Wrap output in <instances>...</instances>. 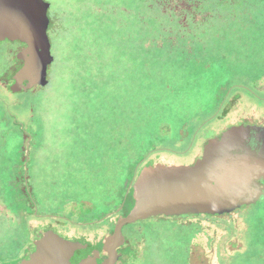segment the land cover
<instances>
[{"label": "rangeland", "instance_id": "rangeland-1", "mask_svg": "<svg viewBox=\"0 0 264 264\" xmlns=\"http://www.w3.org/2000/svg\"><path fill=\"white\" fill-rule=\"evenodd\" d=\"M45 1L47 82L13 91L5 70L29 53L0 59V264H31L50 233L126 248L129 264H264V200L59 223L128 212L144 167L182 174L232 126H264V0Z\"/></svg>", "mask_w": 264, "mask_h": 264}, {"label": "water", "instance_id": "water-1", "mask_svg": "<svg viewBox=\"0 0 264 264\" xmlns=\"http://www.w3.org/2000/svg\"><path fill=\"white\" fill-rule=\"evenodd\" d=\"M49 8L45 0H0V40H19L30 50L14 73L13 91L48 80L53 61ZM261 131L262 127L252 124L232 126L210 139L202 157L182 174H153L144 169L134 184V206L120 223L156 215H223L255 202L264 194V163L250 141L261 140ZM108 246L105 251L112 254L114 245ZM83 247L80 242L50 233L35 246L31 264H71L70 256Z\"/></svg>", "mask_w": 264, "mask_h": 264}, {"label": "flooded vegetation", "instance_id": "flooded-vegetation-1", "mask_svg": "<svg viewBox=\"0 0 264 264\" xmlns=\"http://www.w3.org/2000/svg\"><path fill=\"white\" fill-rule=\"evenodd\" d=\"M245 3H246L245 6H243V3L241 1L239 6L241 8L246 7V8L249 9V7H250L249 1L247 0ZM49 16H50V12H49ZM51 21H52V18L50 16V23H51ZM49 29H50V24H49V28H48V34L50 35ZM49 38H50V36H49ZM50 41H51V49H52V47H53L52 44L53 43H52L51 38H50ZM17 47L23 48L22 52H25L24 49H26V52H28V53L30 51L28 49L27 45L25 43L19 41V40H13V41L9 40V39L0 40V59H4L7 56L12 57V58H14L16 56L18 57L19 48H17ZM24 61H25V59L22 58L19 61V64H16L15 66H13L12 65L13 62H11L10 67L8 68V66H7V69L5 70L4 74H6V77H8V76L10 77L8 79L9 80V83H8L9 87H10L11 82H13L14 73L23 64ZM47 77H48V75H47ZM35 86H37V85H35ZM237 125H241V123L237 124ZM252 125H257V126L262 127V131L264 132V126L259 125V124H252ZM250 145L252 146V148H254V149L259 151V155L262 158V162L264 163V135L263 136L261 135V140H258L257 138L251 139ZM144 169L146 171H148V166L144 167L142 169V171ZM141 172H140V174H141ZM261 181H262V183L264 185V177L261 179ZM135 182H134V184H135ZM132 186H131L132 187V198H133V204L132 205L134 206V203H135L134 196H133V194H134V185H132ZM263 200H264V194L261 196V198L257 199L255 202L250 203V204H245L243 206L255 205L258 202L263 201ZM125 205H126L125 202L119 204L114 210L109 211L108 213L104 214L100 219H97V220L91 219V220H85V221H80V222L79 221H75V220L74 221L70 220V221H67V222H63L62 220H60L59 223H76V224L80 223V224H82L84 226L87 225V227L88 226H93V225H99V223H118L119 218L128 215L130 213L131 209L133 208V206L131 205V207L127 208V210H128V212H127ZM243 206H241V207H243ZM240 208H238V209H236L234 211H231L229 213L233 214L234 212H238V210ZM231 214H229V215H231ZM156 216H158V215H156ZM36 217L41 218L40 216H36ZM150 217H153V216H150ZM150 217H147V218H144V219H148ZM144 219H139V220H144ZM57 235H59V234L57 233ZM59 236H61V235H59ZM63 238H65V237H63ZM65 239L70 240V241H76V242L82 243L81 242L82 239H80V238H71V239L65 238ZM134 242L136 243V241H134ZM85 243H87L86 247H83V248L75 250L74 253L70 256L69 260H70L71 264H81L83 261H86V260L95 261V264H109V263L112 264V262H114V264H129V263H127L128 261H130L129 258L127 257V255H126L127 252L125 253V251L123 250V249H126V248L121 249V247H119V248L118 247L117 248L114 247L113 250H111L112 254H108L105 251L106 247H104L102 242H100V241H97V242L88 241V242H85ZM142 246H144V250H145L146 241L142 242ZM153 250H154L153 248H149L148 249L149 254L151 256H153L155 254V253L153 254ZM154 252H155V250H154ZM141 254L145 255V252L143 251ZM141 254H140V256H142ZM94 257H96L95 260L93 259ZM148 257L146 258L145 262L148 261V259H149Z\"/></svg>", "mask_w": 264, "mask_h": 264}, {"label": "trees", "instance_id": "trees-1", "mask_svg": "<svg viewBox=\"0 0 264 264\" xmlns=\"http://www.w3.org/2000/svg\"><path fill=\"white\" fill-rule=\"evenodd\" d=\"M242 2H244V1H242ZM245 2H246V1H245ZM245 2L243 3V5H245V4H246Z\"/></svg>", "mask_w": 264, "mask_h": 264}]
</instances>
